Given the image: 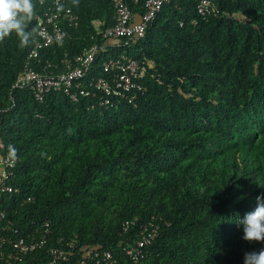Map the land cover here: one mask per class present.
<instances>
[{"label": "trees", "instance_id": "obj_1", "mask_svg": "<svg viewBox=\"0 0 264 264\" xmlns=\"http://www.w3.org/2000/svg\"><path fill=\"white\" fill-rule=\"evenodd\" d=\"M54 1L33 0L27 44L15 33L0 41V158L14 160L0 237L44 236L25 255L33 264L52 247L90 264V248L111 252L113 264H244L264 248L238 223L264 194V0H213L205 16L200 0H169L143 36L118 39L98 33L115 23L112 0H59L75 19L58 18L63 41L44 45L39 22ZM122 1L136 19L145 11V0ZM93 44L79 82L112 75L109 60H136L145 71L132 103L112 95L106 106L95 89L39 101L15 86L25 67L57 76L65 56ZM151 230L131 261L127 250Z\"/></svg>", "mask_w": 264, "mask_h": 264}, {"label": "built area", "instance_id": "obj_2", "mask_svg": "<svg viewBox=\"0 0 264 264\" xmlns=\"http://www.w3.org/2000/svg\"><path fill=\"white\" fill-rule=\"evenodd\" d=\"M115 9V23L113 26L99 30V34L103 39H118L121 37H141L143 36L147 24L153 19L157 11L164 2L169 0H145V11L136 19V16L131 13L128 6L122 0H112ZM138 0H134L137 2ZM54 7L49 10L39 22L40 29L38 36L41 38V43L49 45L52 43L60 44L65 32L58 25L57 19L67 18L73 21L75 16L70 8H63L59 0H55ZM215 6L213 0H200L197 11L199 15L205 16L211 11H214ZM38 46V44H37ZM97 45L93 44L86 48L82 53L73 57L65 56L64 66L65 71L57 76L42 75L33 69L25 67L21 74L18 75L15 86L27 87L34 95L36 100H42L46 93L50 91H63L70 99L76 101L80 96H88L94 94V90H100L108 97H102L101 104L112 106L113 100L110 96H115L120 99L132 103L135 98V91L143 90L137 79L143 75L145 68L138 61L121 57L118 60H109L105 64V69L112 75L107 78L98 77L89 81L88 86L84 87L80 82L84 73L89 68L94 60ZM34 51L30 56H35ZM1 146V144H0ZM14 160L7 154L0 158V195L2 193H10L13 187L5 184L4 181L10 174V168L13 167ZM155 232L154 230L147 231L139 240H136L131 248L127 250L131 261L137 262L142 256V248L150 243ZM20 237L14 239L12 237H0V244L7 245L9 248L6 254H0V264H33L24 261L25 255L41 248L45 244L44 236L37 238L35 236ZM73 246V242L69 243V247ZM50 260L41 264H90L85 258L70 261L68 252L63 248L52 247L48 249ZM86 258L90 259L93 264H113L114 256L107 250L99 248H90L84 252Z\"/></svg>", "mask_w": 264, "mask_h": 264}, {"label": "clouds", "instance_id": "obj_3", "mask_svg": "<svg viewBox=\"0 0 264 264\" xmlns=\"http://www.w3.org/2000/svg\"><path fill=\"white\" fill-rule=\"evenodd\" d=\"M35 15L33 0H0V41L15 33L22 44H27L35 29L28 24ZM243 226V239L264 242V194L257 196L256 207L238 221ZM244 264H264V248L246 252Z\"/></svg>", "mask_w": 264, "mask_h": 264}]
</instances>
